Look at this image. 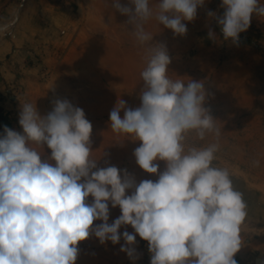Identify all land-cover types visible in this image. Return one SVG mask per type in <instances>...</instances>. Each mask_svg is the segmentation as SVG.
Wrapping results in <instances>:
<instances>
[{
	"label": "clouds",
	"instance_id": "obj_1",
	"mask_svg": "<svg viewBox=\"0 0 264 264\" xmlns=\"http://www.w3.org/2000/svg\"><path fill=\"white\" fill-rule=\"evenodd\" d=\"M132 7L112 0L137 41H151L145 23L160 25L182 35V21H192L205 0H129ZM224 13L216 17L225 40L239 42L251 17H264L261 0H222ZM9 25L0 26V32ZM209 36L214 33L209 32ZM166 46L151 44L141 72V106L125 108L120 100L110 112V128L142 143L134 150L136 163L156 181L138 184L127 170L97 168L92 158V124L84 111L68 100L57 99L51 112L41 116L31 103L21 105L23 134L4 129L0 136V264H75L78 244L94 233L103 244L119 243L135 258L136 234L148 242L150 264H237L240 228L247 205L226 168L213 166L218 144L186 146V136L199 139L219 129L204 106L207 93L198 81L171 79ZM124 109L121 118L120 111ZM35 145V147L33 146ZM51 149L42 158L38 148ZM95 169V170H94ZM132 190L130 195H126ZM93 198L88 202V198ZM109 202L121 215L109 224ZM102 223L93 226L94 221Z\"/></svg>",
	"mask_w": 264,
	"mask_h": 264
},
{
	"label": "rangeland",
	"instance_id": "obj_2",
	"mask_svg": "<svg viewBox=\"0 0 264 264\" xmlns=\"http://www.w3.org/2000/svg\"><path fill=\"white\" fill-rule=\"evenodd\" d=\"M120 3L134 10L129 0ZM156 3L150 0L151 7ZM221 4L222 0H205L194 20L182 21L187 28L182 35L151 18L145 30L153 36L152 42L141 44L128 23L129 17L112 7V0H80L81 26L75 40L50 68L41 69L43 92L34 96L32 99L37 100L31 104L41 116L53 110L57 99L81 108L92 124V158L97 159V168L116 166L127 170L137 184L156 181L166 162L155 161L159 165L157 174L141 169L134 150L142 142L114 133L110 112L120 100L126 102L125 108L141 106V72L146 66L147 49L152 43L165 45L171 61L169 77L203 83L207 93L204 106L220 130L219 136L209 133L202 140L190 132L186 146L218 144L213 166L229 171L234 188L242 193L247 205L240 228L241 245L260 247L264 245V17L254 14L247 31L239 34L238 44L233 43L218 30L217 19L208 15L214 12L221 17ZM210 31L214 36H209ZM120 115L123 118L124 109ZM15 131L23 134L19 123ZM38 151L42 158L51 155L46 145ZM92 200L89 196L88 202ZM109 212V224L122 214L110 202ZM100 223L94 221L93 226ZM118 231L121 240L116 244L110 240L102 244L94 233L79 242L75 264H150L148 242L136 234V255L129 257L121 251L125 245L122 234H135L134 229L124 225Z\"/></svg>",
	"mask_w": 264,
	"mask_h": 264
},
{
	"label": "crops",
	"instance_id": "obj_3",
	"mask_svg": "<svg viewBox=\"0 0 264 264\" xmlns=\"http://www.w3.org/2000/svg\"><path fill=\"white\" fill-rule=\"evenodd\" d=\"M80 0H0V133L14 130L21 105L35 103L41 69L50 68L73 43L81 26ZM23 4V7L21 5ZM237 264H264V245H241Z\"/></svg>",
	"mask_w": 264,
	"mask_h": 264
},
{
	"label": "water",
	"instance_id": "obj_4",
	"mask_svg": "<svg viewBox=\"0 0 264 264\" xmlns=\"http://www.w3.org/2000/svg\"><path fill=\"white\" fill-rule=\"evenodd\" d=\"M25 2V0H23V3ZM21 7H23V4L21 5ZM17 21V19H14L9 26H12L15 22ZM216 27L218 28V30L222 33V26L219 24H216Z\"/></svg>",
	"mask_w": 264,
	"mask_h": 264
},
{
	"label": "built area",
	"instance_id": "obj_5",
	"mask_svg": "<svg viewBox=\"0 0 264 264\" xmlns=\"http://www.w3.org/2000/svg\"><path fill=\"white\" fill-rule=\"evenodd\" d=\"M0 128H1V124H0ZM0 136H1V133H0Z\"/></svg>",
	"mask_w": 264,
	"mask_h": 264
}]
</instances>
